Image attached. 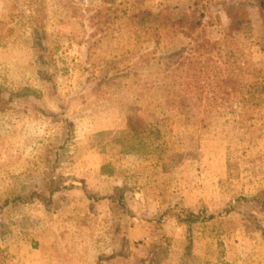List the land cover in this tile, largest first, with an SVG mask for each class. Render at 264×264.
I'll return each mask as SVG.
<instances>
[{
	"label": "rangeland",
	"instance_id": "rangeland-1",
	"mask_svg": "<svg viewBox=\"0 0 264 264\" xmlns=\"http://www.w3.org/2000/svg\"><path fill=\"white\" fill-rule=\"evenodd\" d=\"M141 11L181 26L139 29ZM190 20L216 53L195 52ZM252 71L257 0H0V264H264ZM186 210L213 218L189 228Z\"/></svg>",
	"mask_w": 264,
	"mask_h": 264
},
{
	"label": "trees",
	"instance_id": "trees-1",
	"mask_svg": "<svg viewBox=\"0 0 264 264\" xmlns=\"http://www.w3.org/2000/svg\"><path fill=\"white\" fill-rule=\"evenodd\" d=\"M257 3H258V7L260 8V11H261L262 21L264 24V0H257ZM233 13H234V8H230L227 11L228 18L231 20L230 24H229V28H228L229 37L234 32L240 30V23L237 20L235 14H233ZM134 21H135L136 26L139 29L146 28L147 30H150L152 28V29H155L156 31H158L161 28L162 29H166V28L169 29V28H174L176 26H181V25H179L178 21L171 20L168 16L164 15L163 13L155 14V13H151L148 11H141V12L135 14L134 15ZM197 27H198V24H196L195 22H192V20H190V32L187 33V35L190 36V38L193 41H196V43H197L196 44L197 46L195 45V50H196L195 52L201 53L203 55H210L212 53H216L217 51H215V50L217 48H219V46H221V42L211 41L210 39H207L206 37H204V40L201 42V37H194V34L197 30ZM229 37L226 39L227 41L229 40ZM193 48H194V46H193ZM230 54H233V53L228 52V57L226 55H225V57H223L220 54V60L222 62H224L225 66H227V64H228ZM223 59H224V61H223ZM252 74H253L252 80L254 81L255 74H254V72ZM236 80L237 79H236L235 75L230 73L228 75H224L223 77H220V83L219 84H220V87L226 88L228 86L227 88H229L232 85H235L237 83ZM254 82H255L254 86L260 91L261 94L264 95V81H261L256 76V79ZM1 103L3 104V100L0 98V104ZM139 120L140 119L136 116H130V118L128 120V127H129L130 132L133 133L134 135H136L137 137L141 136L142 134H144L146 132L144 124H141L139 122ZM142 145H143V143H142ZM135 150L140 151V152L144 151L143 146H141V145H138L137 147H135ZM163 152L164 151H161V153H163ZM50 184H53V182L49 183V189L51 190ZM51 192H52L51 195L53 196L54 191H51ZM41 196H43V195L37 194V193H34L32 196L29 195V197H25V198H18V196H16V197H14V199L8 200L6 202V204L7 205H13V204L17 205L20 202L32 200V199H34L33 197H38L42 201L45 202L46 201L45 198H47V197L43 198ZM51 198L52 197L47 199V202H51ZM261 200L263 202L262 204H264V195H263V198ZM48 208H51V207H48ZM212 218H213L212 216L202 217L199 213H195V212L190 211V210H186L184 216L178 217L179 221L189 228H192V226L196 223H200V222H203L206 220H210Z\"/></svg>",
	"mask_w": 264,
	"mask_h": 264
},
{
	"label": "crops",
	"instance_id": "crops-1",
	"mask_svg": "<svg viewBox=\"0 0 264 264\" xmlns=\"http://www.w3.org/2000/svg\"><path fill=\"white\" fill-rule=\"evenodd\" d=\"M106 177H108V178H109V177H112V178H113V177H115V176H113V174H110V175L107 174ZM162 208H163V207H160V210H159V211H161ZM26 237H27V241H29V238H31V237H29V236H27V235H26Z\"/></svg>",
	"mask_w": 264,
	"mask_h": 264
}]
</instances>
